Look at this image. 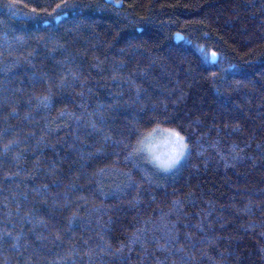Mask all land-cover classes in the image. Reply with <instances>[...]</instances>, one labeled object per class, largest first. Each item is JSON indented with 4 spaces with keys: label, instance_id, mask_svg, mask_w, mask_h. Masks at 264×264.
Returning <instances> with one entry per match:
<instances>
[{
    "label": "trees",
    "instance_id": "1",
    "mask_svg": "<svg viewBox=\"0 0 264 264\" xmlns=\"http://www.w3.org/2000/svg\"><path fill=\"white\" fill-rule=\"evenodd\" d=\"M0 264H264V0H0Z\"/></svg>",
    "mask_w": 264,
    "mask_h": 264
},
{
    "label": "snow or ice",
    "instance_id": "2",
    "mask_svg": "<svg viewBox=\"0 0 264 264\" xmlns=\"http://www.w3.org/2000/svg\"><path fill=\"white\" fill-rule=\"evenodd\" d=\"M213 55H215V53H213ZM169 131L173 137V150L166 159L160 160L157 158L158 165L164 170L171 169L178 165L185 156L187 150V145L185 144L184 138L180 135V133L172 130Z\"/></svg>",
    "mask_w": 264,
    "mask_h": 264
},
{
    "label": "rangeland",
    "instance_id": "3",
    "mask_svg": "<svg viewBox=\"0 0 264 264\" xmlns=\"http://www.w3.org/2000/svg\"><path fill=\"white\" fill-rule=\"evenodd\" d=\"M170 154H168L167 156H165L164 158H167Z\"/></svg>",
    "mask_w": 264,
    "mask_h": 264
}]
</instances>
